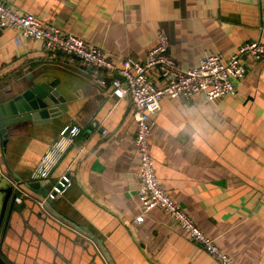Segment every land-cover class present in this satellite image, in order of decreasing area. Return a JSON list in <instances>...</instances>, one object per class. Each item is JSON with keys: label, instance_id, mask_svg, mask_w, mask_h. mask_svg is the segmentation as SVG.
<instances>
[{"label": "crops", "instance_id": "0c3cea01", "mask_svg": "<svg viewBox=\"0 0 264 264\" xmlns=\"http://www.w3.org/2000/svg\"><path fill=\"white\" fill-rule=\"evenodd\" d=\"M4 1L104 47L117 62L145 60L160 32L168 34L183 69L207 54L227 59L243 42L264 41V0ZM244 61L247 72L232 94L162 98L152 117V154L164 189L235 264H264V62ZM33 75L58 80L68 111L10 137L11 174L31 181L65 126L80 133L51 175L55 181L70 175L72 185L48 199L45 212L42 199L19 184L30 195L16 203L11 258L19 264H220L164 210L136 221L139 158L130 98L118 100L100 86L101 71L47 50L17 28H0V103Z\"/></svg>", "mask_w": 264, "mask_h": 264}, {"label": "built area", "instance_id": "2783aa9c", "mask_svg": "<svg viewBox=\"0 0 264 264\" xmlns=\"http://www.w3.org/2000/svg\"><path fill=\"white\" fill-rule=\"evenodd\" d=\"M6 27L17 28L26 38L40 40L47 50L62 52L90 69L101 71L103 77L98 79L100 86H109L111 94L118 100L130 98L136 122L135 144L139 158L138 196L141 214L136 221L143 222L150 211L160 208L220 264H235L233 258L161 185L152 154V117L160 109L165 96L192 101L199 94L208 100H215L234 93L235 80L244 78L247 72L244 59L248 57L264 62V41L257 39L243 42L227 59L222 54H207L194 67L183 69L171 54L170 38L165 32L158 34L157 42L149 49L145 60L125 57L117 62L108 57L104 47L0 0V28ZM79 133L78 126H65L33 170L31 181L51 179L54 169ZM72 182L70 175H63L40 200V204L43 206L48 199H56L64 194ZM16 187L18 195L15 201L22 203L30 194L19 189L18 185Z\"/></svg>", "mask_w": 264, "mask_h": 264}, {"label": "water", "instance_id": "95a60500", "mask_svg": "<svg viewBox=\"0 0 264 264\" xmlns=\"http://www.w3.org/2000/svg\"><path fill=\"white\" fill-rule=\"evenodd\" d=\"M65 103L66 98L58 88V80L49 81L42 75L27 77L26 83H22L16 93L0 103V170L8 181L1 189L4 198L0 216V264H19L11 258L9 247V241L16 236V229L13 226L17 213L16 185H22L42 199L57 182L53 179L21 182L11 174L5 160L8 141L10 137L18 135L17 131L22 127L28 129L34 125L52 123L68 111ZM22 186H19V189L24 190ZM39 201L41 211L45 212L42 208L44 205L41 206Z\"/></svg>", "mask_w": 264, "mask_h": 264}, {"label": "rangeland", "instance_id": "374dc122", "mask_svg": "<svg viewBox=\"0 0 264 264\" xmlns=\"http://www.w3.org/2000/svg\"><path fill=\"white\" fill-rule=\"evenodd\" d=\"M8 184V181L3 177L1 170H0V216H1V211H2V206H3V198L4 194L1 191V189Z\"/></svg>", "mask_w": 264, "mask_h": 264}]
</instances>
